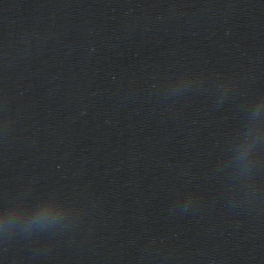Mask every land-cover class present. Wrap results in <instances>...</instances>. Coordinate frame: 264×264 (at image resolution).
I'll list each match as a JSON object with an SVG mask.
<instances>
[{
	"label": "water",
	"instance_id": "1",
	"mask_svg": "<svg viewBox=\"0 0 264 264\" xmlns=\"http://www.w3.org/2000/svg\"><path fill=\"white\" fill-rule=\"evenodd\" d=\"M264 146V0H0V264H159Z\"/></svg>",
	"mask_w": 264,
	"mask_h": 264
}]
</instances>
